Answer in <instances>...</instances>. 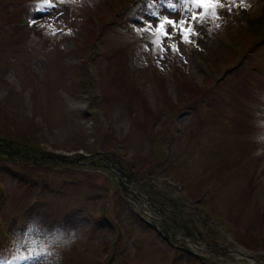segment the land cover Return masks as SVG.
<instances>
[{
    "label": "rangeland",
    "instance_id": "374dc122",
    "mask_svg": "<svg viewBox=\"0 0 264 264\" xmlns=\"http://www.w3.org/2000/svg\"><path fill=\"white\" fill-rule=\"evenodd\" d=\"M222 5L0 0V264H264V0Z\"/></svg>",
    "mask_w": 264,
    "mask_h": 264
},
{
    "label": "snow or ice",
    "instance_id": "6c2138e0",
    "mask_svg": "<svg viewBox=\"0 0 264 264\" xmlns=\"http://www.w3.org/2000/svg\"><path fill=\"white\" fill-rule=\"evenodd\" d=\"M193 2L198 5L200 11L194 12L191 16L192 22H199L200 17H203L206 13L209 11H212L215 14V10L217 9L218 5H222V0H193ZM152 3H155V0H152ZM151 6V5H149ZM42 14H45L48 10H41ZM170 11H175V8L170 6ZM151 15L154 17L155 21V31L154 35L156 39L153 41V43H156L158 46L162 47V42L164 38L171 39L173 35L179 34V38L181 43H190L191 39L190 37L195 34L194 27L192 26V23L189 22L187 18H180L179 20H172L168 19L167 16L164 15V13L160 12H153ZM163 17V18H161ZM33 20H35V17H33ZM153 22H147L146 30L152 29ZM187 25V26H185ZM171 28V31L168 30V28ZM171 50L173 51H179L180 49L177 47L175 43L169 45ZM16 260H29L32 259L31 256H18L14 257ZM4 264H12V261H4Z\"/></svg>",
    "mask_w": 264,
    "mask_h": 264
},
{
    "label": "trees",
    "instance_id": "16d2710c",
    "mask_svg": "<svg viewBox=\"0 0 264 264\" xmlns=\"http://www.w3.org/2000/svg\"><path fill=\"white\" fill-rule=\"evenodd\" d=\"M147 7V5H145V3H142V9H145ZM260 31H261V29L259 30V32L258 33H260ZM26 147H28V148H33V147H35L34 145H29V144H27V146ZM29 164H31V163H29ZM34 185V184H33Z\"/></svg>",
    "mask_w": 264,
    "mask_h": 264
},
{
    "label": "water",
    "instance_id": "95a60500",
    "mask_svg": "<svg viewBox=\"0 0 264 264\" xmlns=\"http://www.w3.org/2000/svg\"><path fill=\"white\" fill-rule=\"evenodd\" d=\"M48 159H52V157H48Z\"/></svg>",
    "mask_w": 264,
    "mask_h": 264
},
{
    "label": "clouds",
    "instance_id": "9594fccd",
    "mask_svg": "<svg viewBox=\"0 0 264 264\" xmlns=\"http://www.w3.org/2000/svg\"><path fill=\"white\" fill-rule=\"evenodd\" d=\"M70 243V242H69Z\"/></svg>",
    "mask_w": 264,
    "mask_h": 264
}]
</instances>
